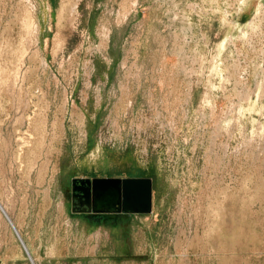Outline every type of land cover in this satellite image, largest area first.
Listing matches in <instances>:
<instances>
[{
  "label": "rangeland",
  "instance_id": "374dc122",
  "mask_svg": "<svg viewBox=\"0 0 264 264\" xmlns=\"http://www.w3.org/2000/svg\"><path fill=\"white\" fill-rule=\"evenodd\" d=\"M79 178H149L151 213L72 211ZM0 205V264L114 226L264 264V0H0Z\"/></svg>",
  "mask_w": 264,
  "mask_h": 264
},
{
  "label": "water",
  "instance_id": "95a60500",
  "mask_svg": "<svg viewBox=\"0 0 264 264\" xmlns=\"http://www.w3.org/2000/svg\"><path fill=\"white\" fill-rule=\"evenodd\" d=\"M71 199L80 213L92 218L125 219L130 214L151 212V180L149 178L72 179ZM73 211V209H72Z\"/></svg>",
  "mask_w": 264,
  "mask_h": 264
},
{
  "label": "crops",
  "instance_id": "0c3cea01",
  "mask_svg": "<svg viewBox=\"0 0 264 264\" xmlns=\"http://www.w3.org/2000/svg\"><path fill=\"white\" fill-rule=\"evenodd\" d=\"M138 215L146 214H130L125 219H119L118 224H121L120 220L131 219L132 222L136 223L138 221ZM103 217L106 218L105 216ZM109 220L113 221L115 219ZM86 229V226L81 229L82 236L84 237L87 236ZM104 232V235L107 236V238L110 236L113 237V240L116 238V240H114L116 241L115 243H109L110 248H107V245H103V247L102 244L91 245L89 240H87L78 246L80 249H76L77 247L71 245L70 243H67L66 245L60 244L61 240L63 242L66 239L64 240L63 238L61 239L59 236H57V239H55L56 245L51 250L52 253L50 259L52 264H54V262L57 264H80V262H82V264H188V251L185 249L180 252L173 249L171 250L172 245L168 244L162 251L158 252L152 243L143 246L137 244H124L122 242L124 236L127 234V231H123V228L119 226H114V228L111 229L107 228ZM119 239L122 242H118ZM110 251L116 253V258L114 260L111 259L110 255L106 254ZM96 252L99 253L98 257L91 259V253L95 254ZM129 252L131 254L128 256L127 253ZM145 258L146 262H140L141 259Z\"/></svg>",
  "mask_w": 264,
  "mask_h": 264
},
{
  "label": "bare ground",
  "instance_id": "6f19581e",
  "mask_svg": "<svg viewBox=\"0 0 264 264\" xmlns=\"http://www.w3.org/2000/svg\"><path fill=\"white\" fill-rule=\"evenodd\" d=\"M33 31H35V33H37V31H38V28H37V25L36 24L33 26ZM0 208L3 210V207L1 205H0ZM2 212H5V211L3 210ZM7 218H8V221L7 222L10 224V226L12 225V229H13L14 228V224L9 219V217H7ZM14 231H15V228H14Z\"/></svg>",
  "mask_w": 264,
  "mask_h": 264
},
{
  "label": "flooded vegetation",
  "instance_id": "af4514ba",
  "mask_svg": "<svg viewBox=\"0 0 264 264\" xmlns=\"http://www.w3.org/2000/svg\"><path fill=\"white\" fill-rule=\"evenodd\" d=\"M73 203L75 204V205H73V211H77V210H79L80 209V207L79 206H77V204L75 203V201H73Z\"/></svg>",
  "mask_w": 264,
  "mask_h": 264
}]
</instances>
